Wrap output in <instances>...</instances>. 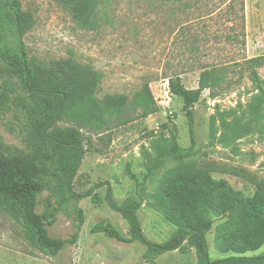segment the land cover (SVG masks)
Segmentation results:
<instances>
[{
	"label": "rangeland",
	"instance_id": "374dc122",
	"mask_svg": "<svg viewBox=\"0 0 264 264\" xmlns=\"http://www.w3.org/2000/svg\"><path fill=\"white\" fill-rule=\"evenodd\" d=\"M20 2L28 19L22 39L30 57L48 67L65 60L89 66L99 78L98 102L115 104L88 115L76 108L56 123L81 130L86 151L73 187L78 193L92 189L88 197L74 199L59 193L51 180L40 194L37 209L53 211L56 221L49 232L63 239L61 251L52 255L35 246L0 205V264H199L187 241L146 261L144 242L128 244L91 230L108 220L124 236L130 233L107 199L109 188L117 204L127 197L140 202L137 214L145 237L162 243L181 224L166 197L178 173L206 170L242 197L253 196L264 183V0H99L86 24L60 0ZM12 39V27L2 16L0 42ZM257 57L260 63L251 61ZM4 65L0 57V135L8 144L31 149L42 142L31 125V111L41 99L25 92ZM211 68L217 75L209 77L213 85L195 105L192 145L183 101L170 92L167 77L179 74L194 89L203 70ZM148 86L158 111L140 117V95ZM172 146L180 154L163 157L155 166ZM58 202L62 207L55 210ZM242 205L232 218L212 214L206 233L212 260L238 254L220 248L218 234L235 227ZM262 254L264 244L242 253Z\"/></svg>",
	"mask_w": 264,
	"mask_h": 264
},
{
	"label": "trees",
	"instance_id": "16d2710c",
	"mask_svg": "<svg viewBox=\"0 0 264 264\" xmlns=\"http://www.w3.org/2000/svg\"><path fill=\"white\" fill-rule=\"evenodd\" d=\"M83 24L91 22L99 0H60ZM12 27L13 39L7 44L0 42V57L5 60V69L18 77L22 88L28 94L41 99V104L31 111L32 132L42 142L31 149H21L8 144L0 135V205L20 223L29 240L43 251L57 255L64 241L51 236V227L56 218L53 211H38V199L49 182L56 181L59 193L68 192L71 198L83 199L92 189L82 193L75 191L74 178L85 154L81 130L75 127L60 128L59 120L82 108L85 115L93 111L103 112L114 106L107 101L98 102L96 91L99 78L87 65L76 61L55 62L51 67L33 60L23 43V35L28 28V19L21 9L20 0H0V17ZM260 63L259 57L251 60ZM217 75V70L204 69L199 86L187 88L179 74L168 76L169 89L183 101V109L189 122L192 145L195 144V105L203 91L211 88L209 77ZM158 111L148 86L145 95H140V117H147ZM46 146V150L42 149ZM178 146L165 149L155 159V166L163 157L178 155ZM149 172L152 169L149 168ZM166 197L169 210L176 214L181 224L179 229L162 243L145 237L137 210L140 202L127 197L122 204L112 201L111 188L107 199L130 226V233L124 236L111 222L102 220L92 228V233H104L124 243L142 241L147 246L146 261L166 252L180 249L187 241L195 248L199 264H264V254L247 256L242 253L256 250L264 244V183H261L251 197H242L227 181L215 180L208 171L191 167L178 173L167 185ZM239 204L242 205L235 227L221 229L218 244L225 251L237 255L212 260L208 252L206 233L212 226V214L233 217ZM61 202L55 207L60 210ZM81 217V223L84 217ZM80 225V223H79ZM80 228V227H78ZM79 231L72 235L78 239Z\"/></svg>",
	"mask_w": 264,
	"mask_h": 264
}]
</instances>
